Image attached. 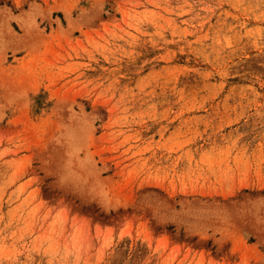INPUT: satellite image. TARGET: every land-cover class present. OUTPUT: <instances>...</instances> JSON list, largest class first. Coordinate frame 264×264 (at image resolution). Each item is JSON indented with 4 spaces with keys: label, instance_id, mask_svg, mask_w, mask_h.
<instances>
[{
    "label": "rangeland",
    "instance_id": "374dc122",
    "mask_svg": "<svg viewBox=\"0 0 264 264\" xmlns=\"http://www.w3.org/2000/svg\"><path fill=\"white\" fill-rule=\"evenodd\" d=\"M0 264H264V0H0Z\"/></svg>",
    "mask_w": 264,
    "mask_h": 264
}]
</instances>
